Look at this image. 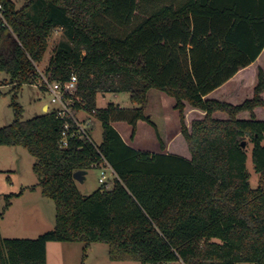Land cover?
Here are the masks:
<instances>
[{
	"label": "trees",
	"instance_id": "obj_1",
	"mask_svg": "<svg viewBox=\"0 0 264 264\" xmlns=\"http://www.w3.org/2000/svg\"><path fill=\"white\" fill-rule=\"evenodd\" d=\"M0 73L14 84L12 123L0 127V144L22 146L35 157L42 194L55 202V226L36 238L3 237L0 264H47L49 242L108 245L115 261L142 264H264V186L252 188L247 138L253 163L264 174V70L254 96L241 105L205 96L256 60L264 48V0H0ZM62 32L46 72L64 81L74 72V113L102 122L103 140L78 136L61 145L64 120L56 111L23 118L18 92L37 77L49 37ZM175 99L191 158L165 152L146 112L149 92ZM128 93L134 107L99 94ZM206 112L186 123L185 108ZM248 110L251 118L239 119ZM226 112L228 119L213 116ZM92 127L94 122L87 117ZM125 121L136 135L139 121L156 131L155 152L128 143L113 125ZM246 141V146H243ZM104 157L117 173L111 188L84 195L74 172ZM0 207V220L11 198Z\"/></svg>",
	"mask_w": 264,
	"mask_h": 264
},
{
	"label": "rangeland",
	"instance_id": "obj_2",
	"mask_svg": "<svg viewBox=\"0 0 264 264\" xmlns=\"http://www.w3.org/2000/svg\"><path fill=\"white\" fill-rule=\"evenodd\" d=\"M19 5L22 4L19 0ZM62 38L60 30H54L49 37V45L44 58L37 63L38 68L45 71L50 57L53 54L54 47ZM258 78V77H257ZM14 84L8 74L0 73V127L8 125L15 119V109L11 106L14 95ZM161 100L163 110L169 109L165 105V100L172 101L175 99L169 97L166 93L156 89L151 91L150 105L155 100ZM18 102L23 107V118H31L45 112L54 111L57 106L51 100V95L44 89L32 86L31 84L23 85L18 92ZM109 102H115L120 106L134 107L131 103L128 93H109L106 98L98 96L97 104L99 107L106 106ZM49 105L44 110L43 105ZM189 103H186L185 115L188 125ZM169 115V113H167ZM79 118L84 119V112L77 114ZM94 117V116H93ZM94 125L89 126L88 130L96 144L103 140L102 122L94 119ZM180 123V117H179ZM149 125V123H145ZM181 127V125H180ZM145 136V131H143ZM247 140V171L250 175L252 188L264 186V174L257 172L253 163L254 144ZM264 144V139L262 141ZM35 157L22 146H9L0 144V207L6 204V196L11 194L20 195L12 197V207L4 214L0 223L3 237L19 238H36L40 234L52 230L55 226L56 206L55 202L42 194L41 188L37 190L30 189L31 186L39 183V177L33 169ZM102 166H93L85 174L83 182L77 181L79 190L84 195H89L97 188L101 187L99 181ZM47 264H142L136 261H115L111 260L108 255V245L105 243H92L86 246L83 242H51L47 246ZM177 264H183L182 262Z\"/></svg>",
	"mask_w": 264,
	"mask_h": 264
},
{
	"label": "crops",
	"instance_id": "obj_3",
	"mask_svg": "<svg viewBox=\"0 0 264 264\" xmlns=\"http://www.w3.org/2000/svg\"><path fill=\"white\" fill-rule=\"evenodd\" d=\"M260 68L264 70V48L254 62H252L250 65L244 68H241L233 77H231L229 80L223 83L220 87L208 93L205 96V98L214 99L233 105H241L246 100L253 98L254 89L258 82L257 76ZM151 91L149 92V99L146 106V112L152 117L153 121L156 123L158 127L159 133L166 147L164 151L167 153L178 154L186 158H191V152L189 150V147L187 145L184 136L181 133L180 123H179V112L174 108L175 104H173L172 101L165 100L164 103L166 106H168L169 109L163 110L165 106L163 105L162 107V105H160L161 100H158L155 96V100L153 101L151 107L150 105ZM108 94L109 93L99 94V95H101L103 98H106ZM261 96L262 99L264 100V92H262ZM47 107L49 109V105L47 104L43 105L44 110H46ZM253 111L257 119L264 120V106H258ZM80 112L85 113V115H83L84 119L90 117V119L93 122L95 121L94 120L96 118L95 116L94 117L92 115L90 116L88 115V113H86L83 110ZM167 113H169V115ZM205 115H206L205 111L190 106L188 110V127H191V123L193 120L202 119L205 117ZM213 116L218 119L229 118V115L226 112H222V111L215 112ZM237 118L239 119L251 118V112L248 110L241 111L240 113H238ZM145 123L146 122L144 121H139L137 132L133 139L130 138L131 126L127 122L115 121L113 122V125L122 134L123 138L131 145L137 148L148 149L150 151H155V152L162 151L161 148L159 147V142L156 136L155 129L150 125H146ZM143 131H145V136L143 135ZM12 205L13 204H11L10 208L12 207ZM9 209L7 210V212L9 211ZM3 219L4 218L0 220V223L2 222ZM0 230H1V235H3L1 226H0ZM171 264H177V263H171Z\"/></svg>",
	"mask_w": 264,
	"mask_h": 264
},
{
	"label": "built area",
	"instance_id": "obj_4",
	"mask_svg": "<svg viewBox=\"0 0 264 264\" xmlns=\"http://www.w3.org/2000/svg\"><path fill=\"white\" fill-rule=\"evenodd\" d=\"M0 21L7 24L5 19V11L2 3L0 2ZM37 67V77L30 83L32 86L39 87L48 91L51 95V100L57 106L54 111L58 116L64 120V127L62 130L61 145L67 146L69 138L78 136L81 139H85L91 143L93 141L89 133V121L81 119L76 113H74L72 106L75 103V95L78 90V76L76 73H72L71 76L64 80H52L50 74L46 71H42ZM96 166H102L99 181L104 188H111L118 176L111 164L102 157V161Z\"/></svg>",
	"mask_w": 264,
	"mask_h": 264
},
{
	"label": "water",
	"instance_id": "obj_5",
	"mask_svg": "<svg viewBox=\"0 0 264 264\" xmlns=\"http://www.w3.org/2000/svg\"><path fill=\"white\" fill-rule=\"evenodd\" d=\"M242 144L243 146H246V141H243ZM85 174H86L85 170H77L74 172L73 176L75 180L83 182L85 179Z\"/></svg>",
	"mask_w": 264,
	"mask_h": 264
}]
</instances>
